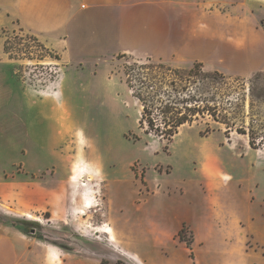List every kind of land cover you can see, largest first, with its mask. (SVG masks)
<instances>
[{
	"label": "rangeland",
	"instance_id": "1",
	"mask_svg": "<svg viewBox=\"0 0 264 264\" xmlns=\"http://www.w3.org/2000/svg\"><path fill=\"white\" fill-rule=\"evenodd\" d=\"M72 3L39 36L0 7V181L18 177L1 191L0 212L34 222L28 236L66 247L63 258L77 264H264V0ZM148 58L223 73L220 94L237 124L207 116L172 139L148 133L129 85ZM33 104L42 132L53 111L64 123L43 151L62 158L45 166ZM251 125L257 148L236 130ZM52 176L66 179L48 200ZM154 210L165 226L151 219Z\"/></svg>",
	"mask_w": 264,
	"mask_h": 264
},
{
	"label": "trees",
	"instance_id": "2",
	"mask_svg": "<svg viewBox=\"0 0 264 264\" xmlns=\"http://www.w3.org/2000/svg\"><path fill=\"white\" fill-rule=\"evenodd\" d=\"M137 72L130 79V88L142 106L140 126L148 133L172 139L181 126L201 118L211 117L217 123L236 125L225 107L227 93L220 90L228 84V78L219 71H206L201 62L190 67H173L165 63L147 62L136 65ZM211 128L209 126V131ZM240 133H248L250 145L257 148L258 143L253 126L247 131L237 127ZM264 144V143H263ZM0 223L18 226L29 235H35L36 224L20 217H9L0 212ZM186 226L180 230V238H186ZM46 240L43 235L37 236ZM190 246V241H187ZM58 245V244H57ZM61 248L67 249L66 247ZM103 264H108L103 261Z\"/></svg>",
	"mask_w": 264,
	"mask_h": 264
},
{
	"label": "crops",
	"instance_id": "3",
	"mask_svg": "<svg viewBox=\"0 0 264 264\" xmlns=\"http://www.w3.org/2000/svg\"><path fill=\"white\" fill-rule=\"evenodd\" d=\"M116 1L117 0H109V2L111 3H116ZM72 2L73 0H0V7L9 11V16H7L9 20H15L21 26L26 29H30L39 36L43 31L50 32V30H48V28L50 27H48L46 23L49 22L50 24H52L53 22V24L56 25L58 22V17L60 15L59 12L63 8L71 9L73 6ZM83 5H85V8L89 7V5H86L84 3ZM41 9L48 11L47 18H39L38 15L35 17L36 11H41ZM62 58V61L64 62V55H62ZM30 111H32V118L34 120H32V126L33 124L34 126H36V133H32V135L34 137V140H36V145L39 151V154L37 155V159L40 160L39 166H45L44 162H46V164L50 163V161L52 162L53 160V162H57L58 158L56 157L59 156L60 158H62L60 152H52L51 150L49 151L50 153H48L43 151H45V148L49 149L50 147H52V142L57 143L56 134L55 136L54 133L51 135V129H55V126L58 122L60 125H62L63 121L57 120V118L55 117L56 112L54 111L50 114L51 117L48 116V121H46L45 119L42 120V125L45 126L43 131L46 132L45 130H47V132L49 133H47L48 138L46 139V143L44 144V142H40L42 134H45L41 130V110L38 105L33 104ZM59 133H61V131ZM64 137V133H62L61 137L59 138L60 141H62ZM52 153L54 154L52 155ZM60 164V166H68V164L64 162H60ZM63 169H65V167H63ZM12 179L18 184L17 176H13V178L11 179L9 176H7L4 181H0V193L1 191L4 192V194L8 192V183L13 182ZM65 179V176H58V179H56L55 176H52L47 182H45V186H47V189H45L46 192L44 198L53 200V192L55 189H51V187L55 186L56 181L61 182ZM39 192V188L33 185L30 192L28 191V197L30 196V199L32 201L38 200L40 195ZM21 193V196L24 197L23 189H21ZM164 215L162 217L156 210H154L151 213V219L159 221L161 223L164 222L163 225L165 226V224L167 223V216ZM63 255L64 251L60 247L49 245L45 246L41 241H38L32 236H28L27 234H25L20 227L0 223V264H77V261L75 260L64 259ZM81 263L94 264L93 261H83Z\"/></svg>",
	"mask_w": 264,
	"mask_h": 264
},
{
	"label": "bare ground",
	"instance_id": "4",
	"mask_svg": "<svg viewBox=\"0 0 264 264\" xmlns=\"http://www.w3.org/2000/svg\"><path fill=\"white\" fill-rule=\"evenodd\" d=\"M86 206L90 207L91 203L90 202L86 203ZM102 230H104V232L108 233V235H110V238L113 239L114 233H113V230H112V228L110 226H108V228H105V229H102Z\"/></svg>",
	"mask_w": 264,
	"mask_h": 264
}]
</instances>
